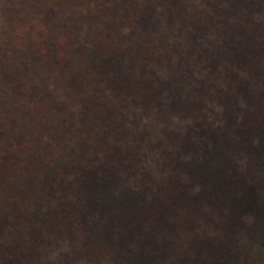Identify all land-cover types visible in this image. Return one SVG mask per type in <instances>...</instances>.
<instances>
[{
	"label": "trees",
	"instance_id": "obj_1",
	"mask_svg": "<svg viewBox=\"0 0 264 264\" xmlns=\"http://www.w3.org/2000/svg\"><path fill=\"white\" fill-rule=\"evenodd\" d=\"M264 0H0V264H264Z\"/></svg>",
	"mask_w": 264,
	"mask_h": 264
},
{
	"label": "rangeland",
	"instance_id": "obj_2",
	"mask_svg": "<svg viewBox=\"0 0 264 264\" xmlns=\"http://www.w3.org/2000/svg\"><path fill=\"white\" fill-rule=\"evenodd\" d=\"M264 185V184H263Z\"/></svg>",
	"mask_w": 264,
	"mask_h": 264
}]
</instances>
